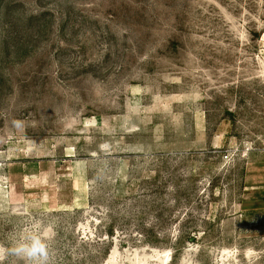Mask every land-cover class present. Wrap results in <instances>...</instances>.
Returning <instances> with one entry per match:
<instances>
[{"label":"rangeland","instance_id":"rangeland-1","mask_svg":"<svg viewBox=\"0 0 264 264\" xmlns=\"http://www.w3.org/2000/svg\"><path fill=\"white\" fill-rule=\"evenodd\" d=\"M259 162L264 0H0V247L264 264Z\"/></svg>","mask_w":264,"mask_h":264},{"label":"clouds","instance_id":"clouds-1","mask_svg":"<svg viewBox=\"0 0 264 264\" xmlns=\"http://www.w3.org/2000/svg\"><path fill=\"white\" fill-rule=\"evenodd\" d=\"M13 254L21 257L25 264H48V244L38 235L26 237L11 249L0 247V261L6 255Z\"/></svg>","mask_w":264,"mask_h":264},{"label":"crops","instance_id":"crops-1","mask_svg":"<svg viewBox=\"0 0 264 264\" xmlns=\"http://www.w3.org/2000/svg\"><path fill=\"white\" fill-rule=\"evenodd\" d=\"M255 167L264 169V162L255 164L251 169L248 168L250 171L247 172V183L244 190L246 198L243 201L248 208L258 207L264 210V176H260V174L255 176L256 173L252 171Z\"/></svg>","mask_w":264,"mask_h":264}]
</instances>
